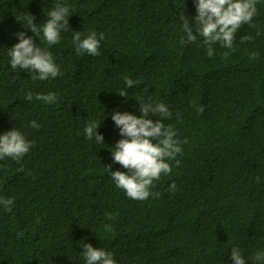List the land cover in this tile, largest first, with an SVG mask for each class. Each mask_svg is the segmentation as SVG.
Returning <instances> with one entry per match:
<instances>
[{
  "label": "trees",
  "instance_id": "1",
  "mask_svg": "<svg viewBox=\"0 0 264 264\" xmlns=\"http://www.w3.org/2000/svg\"><path fill=\"white\" fill-rule=\"evenodd\" d=\"M66 2L74 13L60 43L36 38L63 75L39 81L11 69L8 48L27 32V14L42 26L57 0H0V134L16 128L33 142L23 159L0 160V198L15 200L11 212L0 205V264H85L84 243L113 253L117 264H232L233 246L252 264L264 249V0L227 58L219 43L212 57L199 38L179 44V16L191 22L193 0ZM74 31L104 33L101 55H77ZM124 77L139 84L126 89ZM49 92L56 103L35 99ZM136 99L166 104L165 125L188 140L180 166L171 161L172 173L151 188L159 195L145 201L128 198L107 167L127 171L109 151L122 138L109 114L140 115ZM89 120L102 121L105 144L86 138Z\"/></svg>",
  "mask_w": 264,
  "mask_h": 264
},
{
  "label": "clouds",
  "instance_id": "2",
  "mask_svg": "<svg viewBox=\"0 0 264 264\" xmlns=\"http://www.w3.org/2000/svg\"><path fill=\"white\" fill-rule=\"evenodd\" d=\"M257 3L258 0H193L196 14L191 18V22L186 14L179 16L184 33L179 44L187 47L197 42L199 38L207 49V55L212 57L215 54L213 45L219 43L221 47L228 49L223 53L227 58L231 52L237 50L234 43L236 34L242 26L255 27L253 20L258 12ZM73 13L74 9L66 0L65 2L57 0L54 7L47 12V19L42 26L35 22L33 15L27 14L24 17L26 25L23 27L34 35H28L26 31H18L15 34L19 42L8 48L11 69L27 71L32 80L39 81L55 79L63 75L52 52L42 47L40 43L38 45L36 38H39L42 33L48 46L60 43L61 32L70 30L69 17ZM104 39V33L97 34L93 31L84 35L82 32L74 31L72 43L77 55L100 56L101 41ZM252 39V36H244L241 41ZM257 56L258 54L254 53L250 59H256ZM124 83L128 89L137 86L139 81L124 77ZM145 91L148 90L145 89ZM118 94L125 99L128 98L127 91H121ZM33 98L31 91L24 96L28 102H31ZM35 99L51 105L57 102L58 97L54 92L37 93ZM136 101L140 105V115H134L128 111H116L109 114L122 137L109 151L113 163L119 164L127 171H111V165L107 167L116 187L122 189L128 198L145 201L159 195L153 194L151 188L154 181L160 180L162 175L172 173L170 162L175 161V166H180V160L177 157L183 153L182 145L188 143V140L187 138L180 140L177 131L165 125L164 121L172 117V112L166 104L138 99ZM193 107L196 108L198 115L204 111L202 105L193 104ZM101 122L97 124L89 120L83 131L88 140L94 139L95 143L105 144L104 136L98 132ZM30 126L36 129L40 127L36 120L31 121ZM32 147L33 142L16 128L0 134V160L11 158L19 161L30 152ZM176 190L175 183L168 188V191L173 194ZM14 204L13 198H0V205L8 212L12 211ZM108 219H111L110 215ZM103 230L108 233L112 232L113 228L110 224H105ZM17 235L23 236V232ZM81 254L85 264H117L113 253L101 247H93L90 243H84ZM230 257L232 264H246L248 260L237 246L231 248ZM250 259L252 264H264V249L256 251Z\"/></svg>",
  "mask_w": 264,
  "mask_h": 264
}]
</instances>
